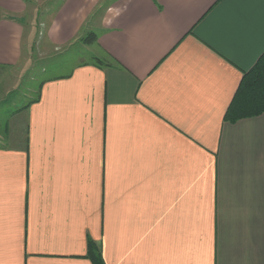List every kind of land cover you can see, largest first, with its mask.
Listing matches in <instances>:
<instances>
[{
    "label": "crops",
    "instance_id": "0c3cea01",
    "mask_svg": "<svg viewBox=\"0 0 264 264\" xmlns=\"http://www.w3.org/2000/svg\"><path fill=\"white\" fill-rule=\"evenodd\" d=\"M90 28L0 135V264H264V0H0V71Z\"/></svg>",
    "mask_w": 264,
    "mask_h": 264
},
{
    "label": "rangeland",
    "instance_id": "374dc122",
    "mask_svg": "<svg viewBox=\"0 0 264 264\" xmlns=\"http://www.w3.org/2000/svg\"><path fill=\"white\" fill-rule=\"evenodd\" d=\"M57 3L58 1L53 2L48 9L44 10L49 5L47 1L46 4L40 7L39 13L44 15L45 12L55 7ZM92 32L97 33V30L91 28L85 30L81 35L82 40H80L82 42L79 40V42L69 47L56 48L49 54H46V52L40 53L36 44L38 35H35L34 48L31 54L27 56V62L15 72L0 71V135L5 133L4 126L7 124V119L13 116L14 113L23 110L25 105L36 96L42 81L59 74L68 73L80 61L93 62L95 60L94 47L88 49L86 46L92 41L90 39ZM84 38L90 39V42L84 43ZM15 122L18 121L15 120Z\"/></svg>",
    "mask_w": 264,
    "mask_h": 264
},
{
    "label": "trees",
    "instance_id": "16d2710c",
    "mask_svg": "<svg viewBox=\"0 0 264 264\" xmlns=\"http://www.w3.org/2000/svg\"><path fill=\"white\" fill-rule=\"evenodd\" d=\"M92 41L95 36L91 34ZM90 39L84 38V43ZM82 40V38H81ZM264 111V52L258 57L254 65L243 72L237 90L226 110L225 120L234 122L239 118L259 115ZM88 257L93 264H104L100 247L91 239L87 241Z\"/></svg>",
    "mask_w": 264,
    "mask_h": 264
}]
</instances>
